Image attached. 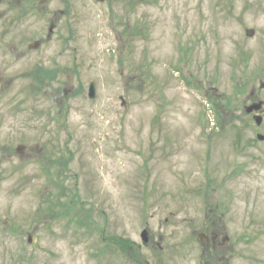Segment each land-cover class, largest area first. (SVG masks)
<instances>
[{
	"label": "rangeland",
	"instance_id": "1",
	"mask_svg": "<svg viewBox=\"0 0 264 264\" xmlns=\"http://www.w3.org/2000/svg\"><path fill=\"white\" fill-rule=\"evenodd\" d=\"M263 24L264 0H0V264H264Z\"/></svg>",
	"mask_w": 264,
	"mask_h": 264
},
{
	"label": "flooded vegetation",
	"instance_id": "2",
	"mask_svg": "<svg viewBox=\"0 0 264 264\" xmlns=\"http://www.w3.org/2000/svg\"><path fill=\"white\" fill-rule=\"evenodd\" d=\"M255 32V31H254ZM256 34L257 35H260V36H262V37H264V35L262 34V31L261 32H256ZM260 115H261V117H262V122H264V110L262 109L261 111H260ZM217 237L218 236H213V242L215 243V241L217 240Z\"/></svg>",
	"mask_w": 264,
	"mask_h": 264
},
{
	"label": "water",
	"instance_id": "3",
	"mask_svg": "<svg viewBox=\"0 0 264 264\" xmlns=\"http://www.w3.org/2000/svg\"><path fill=\"white\" fill-rule=\"evenodd\" d=\"M248 111H250V109H248Z\"/></svg>",
	"mask_w": 264,
	"mask_h": 264
}]
</instances>
